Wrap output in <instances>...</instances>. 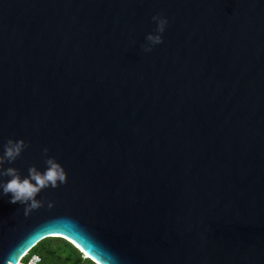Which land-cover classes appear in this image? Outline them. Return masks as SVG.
<instances>
[{
  "label": "water",
  "instance_id": "water-1",
  "mask_svg": "<svg viewBox=\"0 0 264 264\" xmlns=\"http://www.w3.org/2000/svg\"><path fill=\"white\" fill-rule=\"evenodd\" d=\"M9 139L4 168L43 172L46 147L67 183L27 217L0 189V264L43 237L95 264H264V0H0Z\"/></svg>",
  "mask_w": 264,
  "mask_h": 264
},
{
  "label": "clouds",
  "instance_id": "clouds-1",
  "mask_svg": "<svg viewBox=\"0 0 264 264\" xmlns=\"http://www.w3.org/2000/svg\"><path fill=\"white\" fill-rule=\"evenodd\" d=\"M152 20L157 24L156 33L148 34L146 41L148 42L144 46L146 52L152 51V46L162 44V34L168 24V20L161 15L152 17ZM27 144L23 139L14 141L9 139L4 144L3 154H0V178L10 177L6 182L0 180V189H2L3 195L11 194L10 203L25 205L24 215L27 217L31 215L34 210H38L44 206L43 200H38V194L46 188H57L61 184L67 183V173L60 163L56 161L54 157H48V148L43 149L45 156L46 170L41 172L36 166H30L28 168V176L21 178L20 172L15 167L4 168L5 163L12 164L18 157L21 156ZM54 207V202H48V208ZM63 222L67 225H71L73 230L77 232V235L84 242V246L92 245L96 247L94 238L91 237L84 229L79 228L75 222L64 219Z\"/></svg>",
  "mask_w": 264,
  "mask_h": 264
},
{
  "label": "trees",
  "instance_id": "trees-1",
  "mask_svg": "<svg viewBox=\"0 0 264 264\" xmlns=\"http://www.w3.org/2000/svg\"><path fill=\"white\" fill-rule=\"evenodd\" d=\"M36 254L41 263L46 264H95L84 257L73 245L59 237H43L25 253Z\"/></svg>",
  "mask_w": 264,
  "mask_h": 264
},
{
  "label": "built area",
  "instance_id": "built-area-1",
  "mask_svg": "<svg viewBox=\"0 0 264 264\" xmlns=\"http://www.w3.org/2000/svg\"><path fill=\"white\" fill-rule=\"evenodd\" d=\"M25 253L20 257L16 264H46L41 263L39 257L34 253H30L25 259H23Z\"/></svg>",
  "mask_w": 264,
  "mask_h": 264
},
{
  "label": "snow or ice",
  "instance_id": "snow-or-ice-1",
  "mask_svg": "<svg viewBox=\"0 0 264 264\" xmlns=\"http://www.w3.org/2000/svg\"><path fill=\"white\" fill-rule=\"evenodd\" d=\"M82 251H83V249H82ZM85 255H87V253L85 252Z\"/></svg>",
  "mask_w": 264,
  "mask_h": 264
}]
</instances>
